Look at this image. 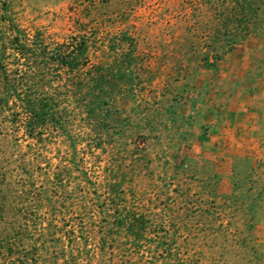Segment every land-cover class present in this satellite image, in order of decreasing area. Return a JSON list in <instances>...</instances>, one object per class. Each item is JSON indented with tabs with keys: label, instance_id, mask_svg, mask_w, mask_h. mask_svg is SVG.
<instances>
[{
	"label": "trees",
	"instance_id": "trees-1",
	"mask_svg": "<svg viewBox=\"0 0 264 264\" xmlns=\"http://www.w3.org/2000/svg\"><path fill=\"white\" fill-rule=\"evenodd\" d=\"M194 1L198 63L181 75L182 60L176 59L175 73L156 85L162 69L153 62L156 52L145 51L138 34L115 29L119 15L110 11V0H74L77 33L54 45L16 23L7 3L0 1V128L12 135L22 129L30 139L27 152L16 158L0 155V264H113L115 256L116 264H189L168 235L167 214L151 209L167 199L169 183L162 181L156 198L138 205L128 193L132 168L116 164L107 169V179H91L80 169L78 145L86 137L95 148L110 144L115 127L109 118L120 114V99L139 101L115 131L122 143L133 141L124 129L143 132L169 122L177 125L174 135L188 140L190 133L180 131L173 116V104L184 92L179 80L189 82L198 68H217L227 52L257 29L264 11V0ZM77 117L87 122L88 131L76 124ZM54 142H60L63 165L50 176L38 162ZM12 174L20 179L16 188L5 181ZM42 174L46 180L38 187ZM72 180L75 186L67 191ZM74 198L80 201L77 213L68 206Z\"/></svg>",
	"mask_w": 264,
	"mask_h": 264
},
{
	"label": "rangeland",
	"instance_id": "rangeland-1",
	"mask_svg": "<svg viewBox=\"0 0 264 264\" xmlns=\"http://www.w3.org/2000/svg\"><path fill=\"white\" fill-rule=\"evenodd\" d=\"M0 1L7 3L16 23L50 45L77 33V14L71 10L74 0ZM89 1L92 0L80 3ZM197 6L194 0H110V11L119 15L115 29L138 34L140 46L156 52L153 62L162 69L153 85L175 73L176 59L182 60L181 75L197 65ZM167 13L171 17L162 19ZM260 19L257 29L227 52L217 68H198L189 82L179 80L184 92L173 104V116L180 131L190 133L188 140L174 135L177 125L169 122L166 127L143 132L138 128L124 129L136 144L122 143L115 131L124 114L139 101L120 99V114L109 118L115 127L110 144L103 150L95 148L86 137L78 145L79 157L83 159L80 169L91 179H107V169L117 168L116 164L132 168L133 175L127 178L133 179L128 193L134 195L138 205L154 200L162 181L169 183L167 199L151 209L167 214L164 224L168 235L175 238L181 257L189 264H264V127L258 128L253 142L247 141V130L239 128L229 129L230 139H214L222 133L215 120L226 117L220 109L222 105L241 99L243 92L258 96L257 91H264V11ZM235 116L231 111L227 118ZM76 124L89 130L80 117ZM9 132L0 128V155L12 160L27 152L30 139L22 129L15 135ZM142 137L146 140L138 145ZM59 145L60 142H54L43 150L45 158L38 162L41 172L51 176L62 167ZM13 168L14 164L9 169ZM19 180L14 174L5 179L11 188H16ZM45 180V175H40L36 185H44ZM66 184L67 191H71L75 180ZM60 195L56 198L60 199ZM79 204L77 198L68 201L69 208L76 213ZM117 260L115 256L112 263Z\"/></svg>",
	"mask_w": 264,
	"mask_h": 264
},
{
	"label": "crops",
	"instance_id": "crops-1",
	"mask_svg": "<svg viewBox=\"0 0 264 264\" xmlns=\"http://www.w3.org/2000/svg\"><path fill=\"white\" fill-rule=\"evenodd\" d=\"M259 88L261 89V87ZM256 93H258V96L256 94L250 96L243 92L241 99L235 100L230 105L224 104L220 107L226 117L221 118L219 122L215 120L218 123L217 126L222 129V133L214 137V139H230L229 129L239 128V130H247L245 137L248 136V142L254 141L258 134V128L264 127V124H261V121H264V91L261 90ZM231 111L236 115L234 119L227 118Z\"/></svg>",
	"mask_w": 264,
	"mask_h": 264
}]
</instances>
